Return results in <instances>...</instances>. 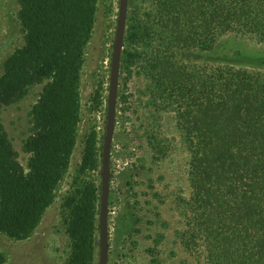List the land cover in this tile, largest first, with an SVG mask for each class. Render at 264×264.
Returning <instances> with one entry per match:
<instances>
[{"label":"trees","instance_id":"16d2710c","mask_svg":"<svg viewBox=\"0 0 264 264\" xmlns=\"http://www.w3.org/2000/svg\"><path fill=\"white\" fill-rule=\"evenodd\" d=\"M17 1L24 45L4 64L0 106L43 85L31 111L33 133L24 144L26 168L0 127V233L22 241L38 229L70 163L83 49L97 0ZM156 18L160 31L144 27L161 43L155 77L180 103L179 123L193 148L194 196L183 243L211 264H264V77L222 67L189 76L173 54L176 48L211 51L229 33L264 43V0H158ZM66 203L73 239L67 264H85L95 249L90 184Z\"/></svg>","mask_w":264,"mask_h":264},{"label":"rangeland","instance_id":"374dc122","mask_svg":"<svg viewBox=\"0 0 264 264\" xmlns=\"http://www.w3.org/2000/svg\"><path fill=\"white\" fill-rule=\"evenodd\" d=\"M119 1L97 0L78 82L75 146L53 204L31 238L14 241L0 233V264H67L73 239L67 232L66 201L87 183L92 188L96 231L93 256L85 264H98L101 159ZM157 9L158 0L129 1L111 155L108 264H211L183 243L194 196L193 148L179 123L180 103L155 77L154 65L161 55L155 50L161 43L144 27L160 31ZM19 11L17 0H0V77L6 60L24 45ZM163 33L169 37V32ZM173 54L189 76L222 67L264 77V43L251 37L229 33L219 36L211 51L176 48ZM42 89L43 85H35L23 99L0 106V127L25 168L30 155L24 144L33 133L31 111ZM89 154L93 164L85 166Z\"/></svg>","mask_w":264,"mask_h":264},{"label":"water","instance_id":"95a60500","mask_svg":"<svg viewBox=\"0 0 264 264\" xmlns=\"http://www.w3.org/2000/svg\"><path fill=\"white\" fill-rule=\"evenodd\" d=\"M129 1H119V13L115 40L112 46L109 91L107 99V120L105 134L103 137L102 159H101V194L99 204V259L98 264L109 262V200L111 186V155L112 146L117 124V105L120 85V73L122 56L125 43V35L128 21Z\"/></svg>","mask_w":264,"mask_h":264}]
</instances>
